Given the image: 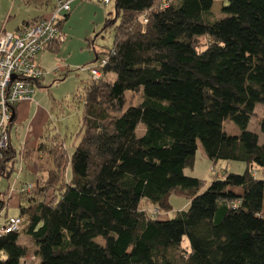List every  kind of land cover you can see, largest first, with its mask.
Instances as JSON below:
<instances>
[{"label": "trees", "instance_id": "obj_1", "mask_svg": "<svg viewBox=\"0 0 264 264\" xmlns=\"http://www.w3.org/2000/svg\"><path fill=\"white\" fill-rule=\"evenodd\" d=\"M216 1L225 17L211 21ZM114 10L103 29L112 47L95 52L92 67L108 62L98 81L88 76L72 155L58 134L24 145L20 160L10 140L3 151L0 178L33 154L51 166L19 191L21 226L0 236V264L26 256L22 232L37 264H264V115L263 143L247 130L264 107V0H114ZM128 99L136 105L125 109ZM226 122L240 134L227 135ZM199 144L211 162L242 163L244 173L224 171L201 192L185 175ZM171 195L190 202L174 219L141 209L167 213Z\"/></svg>", "mask_w": 264, "mask_h": 264}, {"label": "rangeland", "instance_id": "obj_2", "mask_svg": "<svg viewBox=\"0 0 264 264\" xmlns=\"http://www.w3.org/2000/svg\"><path fill=\"white\" fill-rule=\"evenodd\" d=\"M105 8H101L104 15L102 24L92 21L94 14L91 12L89 19V27L94 29V33L86 38V31H80L82 27L80 22L71 25V32L69 38L60 44V47L67 42L68 51L63 52H46L42 56H38L37 62H40V67L44 73L47 74L41 86L37 87L33 96L32 104L26 107L18 108V117L14 122V128L11 132V142L13 149L17 153V160H20L19 151L26 144L28 148H36L43 136L50 138L53 135L61 137L67 155L70 157L74 148L78 145L82 137V120L84 111V98L85 88L88 81V74L80 71L79 69L92 67L94 60V53L101 51V49H109L113 43V31L108 28L103 31L105 27V19L114 16V0ZM21 0H0V33L1 28L4 26L6 32L14 31L15 27L21 22V19L31 17L34 15V6H26ZM29 3V1H26ZM224 2L223 6H226ZM52 1L48 2V9L51 8ZM222 2H214L212 12L215 17L211 21L220 20L225 15L220 12ZM8 16L10 18L8 19ZM23 17V18H22ZM85 24V22H84ZM93 64V65H92ZM92 65V66H91ZM91 81V80H90ZM127 98L130 94H126ZM139 97V96H138ZM137 97V101L139 98ZM127 100L126 108L130 105L135 106L136 100L132 102ZM264 107L257 105L255 107L254 115L251 117L247 130L259 136L260 143H263V137L260 133V123L263 119ZM224 131L229 136H238L239 129L233 122H226L223 125ZM144 127L139 126L138 133L142 135ZM37 154L28 160L18 162L15 164V170L10 180L0 178V193H7L18 180V185L30 183L32 185L38 182V175L44 167L49 168L51 165L46 162H41L37 158ZM23 169L20 170L21 165ZM213 168V169H212ZM245 165L237 162H218L213 163L208 160L203 152L201 145L194 158V165L192 168L185 170V175L201 180L203 186L201 192L204 191L212 181L221 178L224 171L227 173L243 174ZM212 169V170H211ZM69 170V169H68ZM223 170V172H222ZM22 171V173H20ZM70 171V170H69ZM68 176H70V172ZM169 204L171 210L167 213L158 212L154 207L144 204L141 209L145 210L148 214L156 216L158 220L174 219L177 213L186 211L189 208L190 202L182 196L171 195L169 197ZM25 205V203H24ZM8 216L18 215L19 210L16 208L8 207ZM262 215L264 217V206ZM101 242V239H97ZM20 246L27 248L26 256L21 260L20 264H37L38 259L34 256L35 246L31 243L30 239L22 232L19 235L17 242ZM182 247L188 250V240L183 238Z\"/></svg>", "mask_w": 264, "mask_h": 264}, {"label": "built area", "instance_id": "obj_3", "mask_svg": "<svg viewBox=\"0 0 264 264\" xmlns=\"http://www.w3.org/2000/svg\"><path fill=\"white\" fill-rule=\"evenodd\" d=\"M74 1L77 0H52L53 9L48 17L21 24L13 32L0 33V162L3 151L9 145V129L17 106L32 100L37 86L46 75L36 59L51 44L63 42L59 22L71 11ZM99 2L106 7L111 1ZM107 62V58H103L98 61L97 67L79 70L88 73L92 81H98L100 69ZM31 188L27 185L20 189V193L29 192ZM20 226L19 218L6 216L0 225V236L18 232Z\"/></svg>", "mask_w": 264, "mask_h": 264}, {"label": "crops", "instance_id": "obj_4", "mask_svg": "<svg viewBox=\"0 0 264 264\" xmlns=\"http://www.w3.org/2000/svg\"><path fill=\"white\" fill-rule=\"evenodd\" d=\"M21 1H23L22 3H24V5H26V6L33 5L35 11H33V13H34L33 16L26 17L25 19H21V22L15 27L14 31L16 30L17 27H19L25 21H32L34 19L40 20L42 18L48 17L49 14H50L51 9L53 7V2H52L51 8L48 9V2H50V0H21ZM26 1H29V3H27ZM101 8H105V6H102L101 3L99 2V0H77V1H74L71 4V11L67 14L68 15L67 20L65 22H63L62 25H61V30H62V33H63V35L65 37V40H67L69 38V36H70L69 32H71V25L73 23H77V22H80V24L82 26L80 28L81 33L86 31V34H85L86 38L88 36H91L94 33V29H91L88 26L89 25L90 14H91V12L94 14V16H92V21L97 22V24H99V25L102 24V22L104 20L103 19L104 15L101 12L102 11ZM9 18H10V16H8V19ZM84 22H85V24H84ZM1 31H5L4 26L1 28ZM65 42H66L65 44H63L61 47H59L60 52H59V50H58V52L61 53V54L63 52H65V51H68V49H67V42L68 41H65ZM92 50H93V53H95V50L94 49H92ZM46 52H48V50L40 53L38 56H42ZM95 61L96 60H95V55H94V60H93L92 63L94 64ZM37 64L39 66L40 62L38 61ZM46 75H45V77H46ZM45 77H44V79H45ZM42 81L40 82L39 86H41V84L43 83ZM32 102H33V98H32L31 101L24 102V103H22V104L17 106V108L15 110V113H14V121L12 123L11 130H10V142H11V132H12V130L14 128V122L16 121V119L18 117V108L20 109L22 107H26V106H28V104H26V103L32 104ZM11 145H12V142H11ZM25 146L27 147L26 144H25ZM20 165H21L20 170H22L23 169V165L22 164H20ZM20 173H22V171ZM19 178H20V176L17 177V181L15 182L13 187H11V189L8 192V194H9L8 195L9 208L11 206V208L18 209V206H19V191H20V189L24 185H32L30 183H24V184H21V186L18 185L17 182H18ZM6 216H8V210H5V211H3L0 214V225L3 223V221H4ZM9 217L16 218V217H18V215H13V216H9Z\"/></svg>", "mask_w": 264, "mask_h": 264}, {"label": "water", "instance_id": "obj_5", "mask_svg": "<svg viewBox=\"0 0 264 264\" xmlns=\"http://www.w3.org/2000/svg\"><path fill=\"white\" fill-rule=\"evenodd\" d=\"M13 118H14V116H13ZM13 118H12V121H13Z\"/></svg>", "mask_w": 264, "mask_h": 264}]
</instances>
